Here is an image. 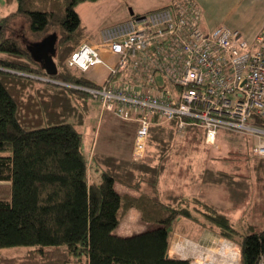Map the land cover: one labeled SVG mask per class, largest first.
<instances>
[{
	"label": "trees",
	"instance_id": "16d2710c",
	"mask_svg": "<svg viewBox=\"0 0 264 264\" xmlns=\"http://www.w3.org/2000/svg\"><path fill=\"white\" fill-rule=\"evenodd\" d=\"M6 1L16 2L17 7L0 17V249L30 248L24 256L6 261L190 264L168 253L182 218L238 242L240 264H263L264 230L248 234L201 197L172 196L160 189L165 160L179 129L176 120L150 127L147 155L140 164L109 154H95L90 163L82 150V132L73 123L44 125L45 94L53 91L38 88L39 80L31 76L50 77L72 86H97L67 64L85 42L77 5L87 0ZM19 17L29 21L28 29L35 40L42 39L51 27L58 28L55 77L46 74L27 47L9 37L12 22ZM72 86L67 88L73 98L84 92ZM186 130L205 144L200 127L188 126ZM233 135L237 139V134ZM200 172L198 180L223 186L230 199L238 203L244 201L253 184L221 168L208 167ZM117 181L141 191L140 196L117 191ZM131 208L138 209L141 220L155 227L131 236L114 233Z\"/></svg>",
	"mask_w": 264,
	"mask_h": 264
},
{
	"label": "built area",
	"instance_id": "2783aa9c",
	"mask_svg": "<svg viewBox=\"0 0 264 264\" xmlns=\"http://www.w3.org/2000/svg\"><path fill=\"white\" fill-rule=\"evenodd\" d=\"M205 29L194 2L178 0L104 28L99 44L84 42L68 59L83 73L107 67L102 85L70 86L137 124L134 163L147 155L150 127L172 120L200 127L205 144L220 132L251 137L252 156L264 160V26L252 40L237 28ZM224 247L217 263L240 264L238 246Z\"/></svg>",
	"mask_w": 264,
	"mask_h": 264
},
{
	"label": "rangeland",
	"instance_id": "374dc122",
	"mask_svg": "<svg viewBox=\"0 0 264 264\" xmlns=\"http://www.w3.org/2000/svg\"><path fill=\"white\" fill-rule=\"evenodd\" d=\"M176 1L178 0H87L82 2L77 5V12L82 21V28L85 30L83 40L92 44L96 41L100 42V31L104 28L121 23L133 16H144L147 12L166 9L167 6L174 4ZM191 1L194 2L196 9L201 14L202 24L209 26L211 30L219 26L237 28L245 35L247 40H252L259 34V29L264 26V0ZM16 7V2L8 4L6 0H0V17L15 11ZM131 12H133V16ZM28 27L29 21L24 17H19V19L12 22L8 35L15 40L17 39L23 47L43 39L35 40ZM55 32L59 35L58 28L56 26L51 27L45 36ZM83 75L95 84L102 85L108 78L109 71L104 65L92 66ZM31 77L39 80L38 88L44 90L47 87L53 91L50 95L45 94L48 102L43 108L44 125L61 122L73 123L76 129L82 132V150L86 154L90 152L95 133L99 132L96 131L99 119L104 112H109L104 111L101 108V103L89 97L85 92H80L77 98H73L70 95V89L67 88L70 84L53 80L50 77ZM107 116L103 117L104 124L100 129V137L97 136L96 138L97 149H102L104 141H110L104 149L110 150L112 147L114 151L118 149L121 154H124L130 146V142L123 139L125 133H119L120 130L117 127L107 128L105 123ZM136 133L137 131L135 137L132 138V155L128 158L132 162H134L135 155ZM194 135L186 129H178L170 156L165 160L166 164L160 185L167 186L172 184L173 181H176L178 185H183L186 181L189 183L192 180L195 187L188 186L184 189V193H177L186 197H201L209 204L216 206L220 211L225 212L239 230L246 231L248 234L264 230V162L252 156L254 140L243 135H235L236 139L231 137L232 133L229 135L220 132L214 143L204 144L198 142ZM208 167L221 168L230 174L235 173L252 181L251 190L244 201L238 203L233 199L231 200L229 194L221 185L205 184L203 186L204 184L197 177L201 173L200 171ZM256 177H261L262 181H258ZM194 179H197L196 182ZM142 191H144V188ZM121 193L124 194L123 191ZM120 221L119 226L114 230V233L118 235L131 236L155 227V224L145 222L141 220V217H132L128 214ZM249 228H253V230H246ZM171 242L170 252L189 260L190 264H209L212 258L214 259L213 262L218 264L215 258L219 257L217 252L222 247L223 242L225 251L226 246H230L231 243L234 246L236 244L241 250L235 240H228L223 236L221 237L217 231H210L200 223L195 224L182 218L179 220L177 233ZM29 249L27 246L0 249V264H10L6 259L24 256Z\"/></svg>",
	"mask_w": 264,
	"mask_h": 264
},
{
	"label": "crops",
	"instance_id": "0c3cea01",
	"mask_svg": "<svg viewBox=\"0 0 264 264\" xmlns=\"http://www.w3.org/2000/svg\"><path fill=\"white\" fill-rule=\"evenodd\" d=\"M204 27H206V29L208 28V29H211L209 26H204ZM263 27V26H262ZM261 27V28H262ZM261 28L259 29V31L261 30ZM258 31V32H259ZM100 42H93V44H95V45H97V44H99ZM106 58L108 59L109 58V56H106ZM113 60V59H112ZM111 60V61H112ZM97 85V84H96ZM107 115H109V116H107ZM105 116H107V118H106V124H107V128L108 129H111V128H115V127H117V129L118 130H120V132L119 133H121V134H123V132L125 133L124 134V137H123V139H125V140H128L129 142H130V146L127 148V151L124 153V154H121V152H120V150H118V149H116L115 151H114V149H112V147H111V149L110 150H108V149H104V147H105V145L106 144H109V142H107V141H104V144H103V146H102V149L100 150V148H98L97 149V142H96V138H97V136H98V138L100 137V129H101V126H103V124H104V121H103V117H105ZM100 121H99V123L97 124V126H96V131H99V132H97V133H95V137H94V141H93V146H92V148H91V150H90V152H88L87 154L84 152V154L87 156V158L89 159V162L91 163L92 162V160H93V158H94V156H95V154H98V155H105V154H109V155H112V156H117V157H119V158H123V159H128V158H130L131 157V155H132V149H133V147L131 146L132 145V143H133V141H132V138H133V136L135 137V132L137 131V124H135V123H132V122H124V121H122V120H120V119H118L117 117H114L112 114H110V113H103V115L100 117V119H99ZM124 130V131H123ZM130 135V136H129ZM127 136H129V137H127ZM127 137V138H126ZM111 144H112V142H111ZM111 146V145H110ZM89 156V157H88ZM177 182L175 181H173V183L172 184H169V185H167V186H160V189L163 191H166V192H170V194L173 196V194L175 195V193H179V192H182V193H184V189L186 188V187H195V185L193 184L194 182L191 180L189 183L186 181V183H184L183 185H178V184H176ZM203 184V183H202ZM210 184V183H209ZM208 184V185H209ZM203 186H205V184L203 185ZM115 187H116V189H117V191H119V192H122L123 191V193L124 194H130V195H132V196H134V197H139L140 196V194H141V192L140 191H138V190H135V189H133V188H131V187H126V186H124L121 182H119V181H117L116 183H115ZM120 187H121V189H120ZM144 190L146 191V189L144 188ZM183 190V191H182ZM203 191V190H202ZM164 193V192H163ZM129 216L130 215H132V217H138V218H140L141 217V214H140V212L139 211H137L136 209H134V208H131V210L127 213ZM122 235V234H121ZM124 236V235H123ZM169 255L171 256V257H174V258H178V257H180L179 255L177 256V255H174L173 253H171L170 252V249H169ZM180 258H182V257H180ZM182 259H184V258H182Z\"/></svg>",
	"mask_w": 264,
	"mask_h": 264
},
{
	"label": "water",
	"instance_id": "95a60500",
	"mask_svg": "<svg viewBox=\"0 0 264 264\" xmlns=\"http://www.w3.org/2000/svg\"><path fill=\"white\" fill-rule=\"evenodd\" d=\"M131 15L133 16V12H131ZM57 39L58 35L55 32L27 46L29 54L42 65L46 74L51 77H55L58 73V65L55 62Z\"/></svg>",
	"mask_w": 264,
	"mask_h": 264
}]
</instances>
